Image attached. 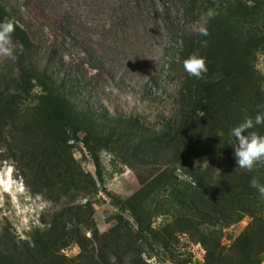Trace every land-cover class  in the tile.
Segmentation results:
<instances>
[{
  "label": "trees",
  "instance_id": "obj_1",
  "mask_svg": "<svg viewBox=\"0 0 264 264\" xmlns=\"http://www.w3.org/2000/svg\"><path fill=\"white\" fill-rule=\"evenodd\" d=\"M186 5L189 16L198 9L205 12L200 26L208 34H183L181 58L199 52L208 71L201 79L184 72L178 121L152 135L135 118L98 123L88 107L73 106L71 89L62 80L21 64L17 76L0 90V134L6 131L10 137L11 155L26 167L22 174H29L33 193L54 202L69 195L85 198L82 204L67 201L49 220L41 217L43 227H33L27 240L1 235L0 264H150V258L186 264L175 257L183 233L202 245L204 264L261 262L264 215L255 210L264 197L250 181L255 177L264 184V162L251 172L237 167L235 138L229 133L264 103V76L252 62L257 53L264 56V0H187ZM8 19L16 25L13 39L29 50L27 33L0 3V20ZM34 87L38 91L32 93ZM254 131L264 134V125ZM75 141L82 142L96 177L80 169L72 153ZM101 150L127 164L139 188L125 197L105 192L119 211L114 226L98 233L89 225L86 236L61 216L79 220L87 211L91 215V198L102 181ZM167 188L166 196L178 207L171 221L154 227L151 218L163 208L159 203L153 211L150 197ZM244 215L251 217L249 223L228 246L222 245V228ZM70 242L79 250L73 257L61 251Z\"/></svg>",
  "mask_w": 264,
  "mask_h": 264
},
{
  "label": "rangeland",
  "instance_id": "obj_2",
  "mask_svg": "<svg viewBox=\"0 0 264 264\" xmlns=\"http://www.w3.org/2000/svg\"><path fill=\"white\" fill-rule=\"evenodd\" d=\"M0 3L31 42L30 49L25 50L13 39L15 59L0 56V90L17 76L21 64L54 81L62 80L71 89L73 95L69 100L73 106L88 107L98 123L107 118H135L148 136L171 120L178 121L179 91L185 76L180 41L183 34L193 33L203 23L202 9L187 15V0H0ZM252 62L264 76L263 54L257 53ZM37 91V87L32 89V93ZM9 139L6 131L0 134V236L27 240L33 227H43L41 217L49 220L67 201L73 199L74 203L82 204L85 198L69 195L54 202L43 193H33L29 174L27 177L22 174L28 172L26 167L11 155ZM74 143L72 153L80 169L96 177L88 153L81 144ZM99 161L102 181H97V193L91 198V215L83 212L79 220L72 214L61 216L66 225L77 226L86 236L89 225L98 233L108 232L114 226L119 211L105 192L125 197L139 188L135 172L119 157L101 150ZM176 173L179 179L184 178L180 169ZM168 193L167 188L150 197L153 211L159 203L163 208L151 218L154 227L171 221L176 213L178 206L171 203ZM255 212L264 215L263 199ZM250 220L244 215L223 227L221 244L228 246ZM61 251L73 257L79 250L70 242ZM204 252L202 245L187 234L178 235L176 258L186 264H204ZM146 261L176 264L163 258ZM259 264H264V254Z\"/></svg>",
  "mask_w": 264,
  "mask_h": 264
},
{
  "label": "clouds",
  "instance_id": "obj_3",
  "mask_svg": "<svg viewBox=\"0 0 264 264\" xmlns=\"http://www.w3.org/2000/svg\"><path fill=\"white\" fill-rule=\"evenodd\" d=\"M208 15L210 16L211 13ZM15 29L16 25L11 19L0 20V56L15 59L13 46ZM195 30L202 36L208 34L205 26H200ZM204 43L206 44V41ZM183 68L190 77L197 79H201L208 71L206 58L199 52H193L185 58ZM261 91H264V88ZM260 125H264V103L257 105L254 117L245 118L230 130V136L235 138V143L232 145L237 167L240 169L251 172L257 164L264 162V134L254 131ZM250 186L264 197V184H261L258 179L254 177L250 181Z\"/></svg>",
  "mask_w": 264,
  "mask_h": 264
},
{
  "label": "built area",
  "instance_id": "obj_4",
  "mask_svg": "<svg viewBox=\"0 0 264 264\" xmlns=\"http://www.w3.org/2000/svg\"><path fill=\"white\" fill-rule=\"evenodd\" d=\"M80 137L82 136L81 133L78 134ZM74 140L70 139L69 142H73ZM77 143L81 144V147H83V144L81 141H78ZM84 148V147H83Z\"/></svg>",
  "mask_w": 264,
  "mask_h": 264
}]
</instances>
